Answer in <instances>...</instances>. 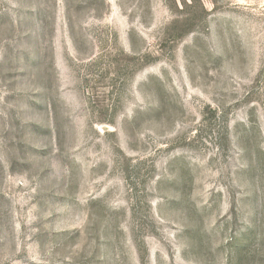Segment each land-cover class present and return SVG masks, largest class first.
Segmentation results:
<instances>
[{
  "label": "rangeland",
  "instance_id": "rangeland-1",
  "mask_svg": "<svg viewBox=\"0 0 264 264\" xmlns=\"http://www.w3.org/2000/svg\"><path fill=\"white\" fill-rule=\"evenodd\" d=\"M0 264H264V0H0Z\"/></svg>",
  "mask_w": 264,
  "mask_h": 264
}]
</instances>
